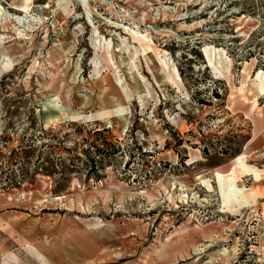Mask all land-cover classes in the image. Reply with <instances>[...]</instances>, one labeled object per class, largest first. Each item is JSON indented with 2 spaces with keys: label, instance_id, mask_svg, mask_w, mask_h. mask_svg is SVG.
I'll return each mask as SVG.
<instances>
[{
  "label": "rangeland",
  "instance_id": "rangeland-1",
  "mask_svg": "<svg viewBox=\"0 0 264 264\" xmlns=\"http://www.w3.org/2000/svg\"><path fill=\"white\" fill-rule=\"evenodd\" d=\"M260 71L264 0H0V264H264Z\"/></svg>",
  "mask_w": 264,
  "mask_h": 264
},
{
  "label": "crops",
  "instance_id": "crops-1",
  "mask_svg": "<svg viewBox=\"0 0 264 264\" xmlns=\"http://www.w3.org/2000/svg\"><path fill=\"white\" fill-rule=\"evenodd\" d=\"M53 227V226H51ZM86 227L81 224H69L67 221L60 222L54 228H51L50 241L43 239L45 243L33 239L28 245L32 244L33 254L37 261L40 255L45 258L48 264H106V260L111 257H117L112 249H108V244L104 239H98L93 232L86 231ZM55 232V236H54ZM53 233V234H52ZM39 243V244H38ZM175 249L176 246H181ZM189 246V245H188ZM172 249L169 250L168 248ZM36 248V249H35ZM187 246L183 244V238L177 237L174 244L163 245L159 255L183 257L186 254Z\"/></svg>",
  "mask_w": 264,
  "mask_h": 264
},
{
  "label": "bare ground",
  "instance_id": "bare-ground-1",
  "mask_svg": "<svg viewBox=\"0 0 264 264\" xmlns=\"http://www.w3.org/2000/svg\"><path fill=\"white\" fill-rule=\"evenodd\" d=\"M59 60H60V58L58 59V61ZM231 63H232V61H231ZM212 69L216 73V75L224 76L225 73H228L230 71V66H226V67L220 66V67H218L217 65H213ZM256 80L258 81V83H253V85H254L253 87L255 88V85H256L257 93L260 96V98H262V97H264V72H262V71L258 72ZM65 87H66L65 83L61 84V88L62 89H64ZM59 91H61V90H59ZM116 112H123V110L121 108H118V110Z\"/></svg>",
  "mask_w": 264,
  "mask_h": 264
}]
</instances>
